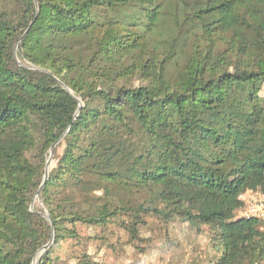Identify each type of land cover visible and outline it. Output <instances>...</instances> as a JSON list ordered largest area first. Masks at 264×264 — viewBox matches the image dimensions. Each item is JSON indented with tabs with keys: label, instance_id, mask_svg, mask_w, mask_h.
I'll use <instances>...</instances> for the list:
<instances>
[{
	"label": "trees",
	"instance_id": "1",
	"mask_svg": "<svg viewBox=\"0 0 264 264\" xmlns=\"http://www.w3.org/2000/svg\"><path fill=\"white\" fill-rule=\"evenodd\" d=\"M17 3L12 16L0 12V264H53V243L74 237L77 222L127 215L135 238L142 214L205 226L223 249L215 264L264 259L263 223L232 218L241 192L264 193V0ZM170 19L193 32L172 77ZM229 33V54L216 52ZM58 139L63 152L42 184ZM67 187L86 208L61 196ZM39 188L42 208L31 211ZM128 191L149 203L127 204Z\"/></svg>",
	"mask_w": 264,
	"mask_h": 264
},
{
	"label": "rangeland",
	"instance_id": "2",
	"mask_svg": "<svg viewBox=\"0 0 264 264\" xmlns=\"http://www.w3.org/2000/svg\"><path fill=\"white\" fill-rule=\"evenodd\" d=\"M18 7L17 0H0V12H5L10 16L16 13ZM168 23L174 31L172 35L174 39L169 41L176 50V60L167 65L166 71V75L172 77L177 67L182 65L185 57H187L185 54L191 50L193 32L187 21L175 25L170 19ZM230 36L232 34L229 33L226 41L221 40L215 44L216 52L229 54L230 42L233 43L232 37L229 39ZM251 36L250 30L242 31L241 38L243 41ZM79 49L83 50V47H79ZM229 69H232V65L229 66ZM140 82L138 77L132 78L133 85H138ZM259 96L264 97V87L260 90ZM117 143L133 144L132 140H118ZM64 145L63 140H58L52 151L50 152L49 148L45 153L42 179L48 157L49 171L56 166L57 158L63 152ZM133 147L135 148L134 144ZM27 156L34 163L39 162L37 148L30 150ZM81 192L80 190H73L72 187H67L61 196L71 199L79 208H86L82 202ZM119 197L130 205L143 201L149 203L150 201L147 192L128 191ZM104 202L103 199L99 200L98 205L101 206ZM29 206L31 211L42 208L35 195ZM103 208L106 210L105 207ZM142 216L145 221L139 226L138 235L135 238H132L122 228V223L126 227L131 225L132 219L127 215L113 218L105 227L89 226L81 222L75 223L73 226L74 237L64 235L59 238L57 243H53L54 238L52 237L51 243L55 247L51 257L57 256L53 264H79V256L82 254H87L91 261L97 264H215L223 252L219 240L215 239L205 226L194 229L180 218L166 221L155 214H142ZM256 264H264V259Z\"/></svg>",
	"mask_w": 264,
	"mask_h": 264
},
{
	"label": "built area",
	"instance_id": "3",
	"mask_svg": "<svg viewBox=\"0 0 264 264\" xmlns=\"http://www.w3.org/2000/svg\"><path fill=\"white\" fill-rule=\"evenodd\" d=\"M240 206L232 214L233 219L245 218L264 225V193L258 188L246 189L238 195Z\"/></svg>",
	"mask_w": 264,
	"mask_h": 264
},
{
	"label": "water",
	"instance_id": "4",
	"mask_svg": "<svg viewBox=\"0 0 264 264\" xmlns=\"http://www.w3.org/2000/svg\"><path fill=\"white\" fill-rule=\"evenodd\" d=\"M60 139V138H59ZM58 139V140H59ZM57 140V141H58ZM56 141V142H57ZM56 142H54L51 146H50V152L52 151V149L54 148V146H55V144H56ZM48 163H49V157H48V159H47V161H46V164H45V169H44V179H43V182H42V184L45 182V180H46V178H47V175H48ZM41 184V185H42ZM40 188H41V186H40ZM40 188L36 191V194H35V197L36 198H38V196H39V192H40ZM39 200V199H38ZM47 216V215H46ZM50 242L51 241H49L47 244H45L40 250H39V252L40 253H42L49 245H50ZM37 262H38V259H34L33 260V264H37Z\"/></svg>",
	"mask_w": 264,
	"mask_h": 264
}]
</instances>
